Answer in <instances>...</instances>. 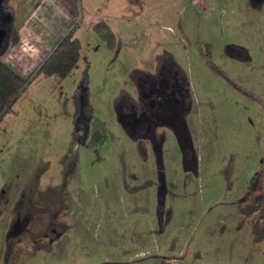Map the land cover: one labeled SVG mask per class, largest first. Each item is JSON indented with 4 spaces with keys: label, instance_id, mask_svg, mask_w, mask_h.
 Listing matches in <instances>:
<instances>
[{
    "label": "rangeland",
    "instance_id": "1",
    "mask_svg": "<svg viewBox=\"0 0 264 264\" xmlns=\"http://www.w3.org/2000/svg\"><path fill=\"white\" fill-rule=\"evenodd\" d=\"M104 1L76 0V64L0 120V264H264L239 212L264 174V0H120L113 48L87 25Z\"/></svg>",
    "mask_w": 264,
    "mask_h": 264
},
{
    "label": "crops",
    "instance_id": "2",
    "mask_svg": "<svg viewBox=\"0 0 264 264\" xmlns=\"http://www.w3.org/2000/svg\"><path fill=\"white\" fill-rule=\"evenodd\" d=\"M100 6L87 15L88 27L99 21L109 23L105 9L112 6L109 10L117 14L120 0H105ZM77 7L76 0H0V61L25 78L76 22Z\"/></svg>",
    "mask_w": 264,
    "mask_h": 264
},
{
    "label": "trees",
    "instance_id": "3",
    "mask_svg": "<svg viewBox=\"0 0 264 264\" xmlns=\"http://www.w3.org/2000/svg\"><path fill=\"white\" fill-rule=\"evenodd\" d=\"M76 28L77 23L73 22L25 78L19 77L0 61V120L11 111L12 104L37 75H55L62 79L69 74L78 57L79 42L73 37ZM92 29L108 48L114 47V36L103 21L94 23ZM14 41L13 35L11 42ZM95 135L93 133L92 138ZM247 192L253 197L239 207V212L249 218L250 237L258 245L264 263V174L261 170L250 177Z\"/></svg>",
    "mask_w": 264,
    "mask_h": 264
},
{
    "label": "flooded vegetation",
    "instance_id": "4",
    "mask_svg": "<svg viewBox=\"0 0 264 264\" xmlns=\"http://www.w3.org/2000/svg\"><path fill=\"white\" fill-rule=\"evenodd\" d=\"M49 230L52 233H54V235L56 236L57 234H59L62 231V226L59 225L58 223H54L53 221H51L50 224H49Z\"/></svg>",
    "mask_w": 264,
    "mask_h": 264
},
{
    "label": "built area",
    "instance_id": "5",
    "mask_svg": "<svg viewBox=\"0 0 264 264\" xmlns=\"http://www.w3.org/2000/svg\"><path fill=\"white\" fill-rule=\"evenodd\" d=\"M167 264H174V263H167Z\"/></svg>",
    "mask_w": 264,
    "mask_h": 264
}]
</instances>
